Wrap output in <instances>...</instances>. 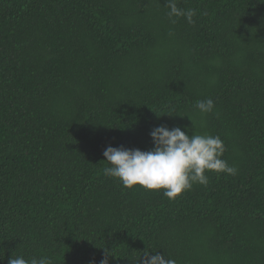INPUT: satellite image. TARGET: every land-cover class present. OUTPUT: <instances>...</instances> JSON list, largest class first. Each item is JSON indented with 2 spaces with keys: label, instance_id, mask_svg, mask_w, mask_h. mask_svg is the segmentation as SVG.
I'll return each mask as SVG.
<instances>
[{
  "label": "trees",
  "instance_id": "obj_1",
  "mask_svg": "<svg viewBox=\"0 0 264 264\" xmlns=\"http://www.w3.org/2000/svg\"><path fill=\"white\" fill-rule=\"evenodd\" d=\"M176 3L193 24L167 0H0V264H264V0ZM161 125L219 136L236 174L175 199L104 174Z\"/></svg>",
  "mask_w": 264,
  "mask_h": 264
},
{
  "label": "clouds",
  "instance_id": "obj_2",
  "mask_svg": "<svg viewBox=\"0 0 264 264\" xmlns=\"http://www.w3.org/2000/svg\"><path fill=\"white\" fill-rule=\"evenodd\" d=\"M166 6L170 9L167 15L171 23H175L173 17H184L189 24L195 22L194 9L183 10L177 7L176 0H167ZM195 107L201 114H207L215 105L212 99H207L197 101ZM188 131L187 126L184 130L180 127L169 129L165 125L155 127L150 132L154 147L149 151L107 146L103 156L110 166L105 167L104 174L118 178L127 188L141 186L146 190H163V195L169 199L190 190L195 183L207 185L205 173L208 171L236 174V168L221 158L225 148L219 136L196 133L189 136ZM152 252L156 254L146 249L137 260L140 264H176L167 254ZM8 264H50V260L41 257L29 261L22 256H12ZM101 264H108L107 253Z\"/></svg>",
  "mask_w": 264,
  "mask_h": 264
}]
</instances>
